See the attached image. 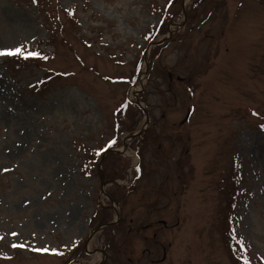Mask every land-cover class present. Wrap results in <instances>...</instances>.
Returning a JSON list of instances; mask_svg holds the SVG:
<instances>
[{"label":"rangeland","instance_id":"1","mask_svg":"<svg viewBox=\"0 0 264 264\" xmlns=\"http://www.w3.org/2000/svg\"><path fill=\"white\" fill-rule=\"evenodd\" d=\"M16 47L0 264H264V0H0Z\"/></svg>","mask_w":264,"mask_h":264},{"label":"snow or ice","instance_id":"2","mask_svg":"<svg viewBox=\"0 0 264 264\" xmlns=\"http://www.w3.org/2000/svg\"><path fill=\"white\" fill-rule=\"evenodd\" d=\"M3 55H10V56H15V55H23L25 56V58L30 57V56H38L39 53L37 52H27L25 53L24 49L22 47H16V48H10V49H5L0 51V56ZM45 59H47V57H45ZM264 127V126H262ZM114 143V141H113ZM2 171L7 172L9 171V169L4 168L2 169ZM13 236L17 235L16 233H12ZM241 246L243 247V244L241 243ZM12 247L16 248V247H25V245L23 244H13ZM34 251H40V252H47L49 251L48 248H38V249H34ZM52 251H55V249H53Z\"/></svg>","mask_w":264,"mask_h":264},{"label":"water","instance_id":"3","mask_svg":"<svg viewBox=\"0 0 264 264\" xmlns=\"http://www.w3.org/2000/svg\"><path fill=\"white\" fill-rule=\"evenodd\" d=\"M147 50H148V49H147ZM147 50H146V52H147ZM137 102H138V104L141 105V103H140L139 101H137ZM144 111H145V115H146V123L149 124L150 119H149L148 111H147L146 109H144ZM188 117H189V115H188ZM142 132H144V129H143V130H140V131H138V132H135V133H133V134H131V135H130V139H133L135 136L141 134ZM127 144H128V143L125 142V146H126ZM103 192H104V194L109 198L110 202L113 204V207L115 208V206H114V204H115L114 200L108 196V193L106 192V190H103ZM115 209H116V213H117L118 218L115 219L114 221H108V222H105V223H103V224L98 225V226L94 229V231L99 230L100 228H102V227H104V226H106V225H110V224H113V223H116V222L119 221V219H120V218H119V217H120V211H119L117 208H115ZM164 223H165V221H164Z\"/></svg>","mask_w":264,"mask_h":264},{"label":"trees","instance_id":"4","mask_svg":"<svg viewBox=\"0 0 264 264\" xmlns=\"http://www.w3.org/2000/svg\"><path fill=\"white\" fill-rule=\"evenodd\" d=\"M166 24H167V23H166ZM164 26H165V25H164ZM163 30H164V29H163ZM166 30H167V28H166L164 31H166ZM134 139H139V138H136V137H135ZM107 210H108V209H107ZM107 218H108V217L105 216V220H107Z\"/></svg>","mask_w":264,"mask_h":264},{"label":"bare ground","instance_id":"5","mask_svg":"<svg viewBox=\"0 0 264 264\" xmlns=\"http://www.w3.org/2000/svg\"><path fill=\"white\" fill-rule=\"evenodd\" d=\"M142 81H143V82L145 81V77L142 78Z\"/></svg>","mask_w":264,"mask_h":264}]
</instances>
